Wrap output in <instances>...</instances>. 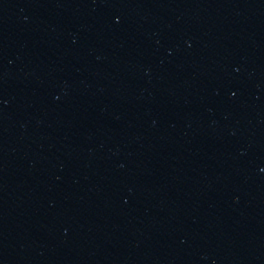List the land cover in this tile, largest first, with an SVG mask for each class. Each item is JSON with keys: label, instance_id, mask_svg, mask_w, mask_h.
I'll return each instance as SVG.
<instances>
[{"label": "water", "instance_id": "water-1", "mask_svg": "<svg viewBox=\"0 0 264 264\" xmlns=\"http://www.w3.org/2000/svg\"><path fill=\"white\" fill-rule=\"evenodd\" d=\"M0 264H264V0H0Z\"/></svg>", "mask_w": 264, "mask_h": 264}]
</instances>
